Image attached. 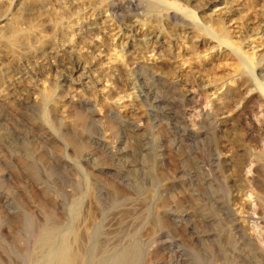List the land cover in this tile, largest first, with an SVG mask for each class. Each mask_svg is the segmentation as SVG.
I'll use <instances>...</instances> for the list:
<instances>
[{
    "label": "rangeland",
    "instance_id": "374dc122",
    "mask_svg": "<svg viewBox=\"0 0 264 264\" xmlns=\"http://www.w3.org/2000/svg\"><path fill=\"white\" fill-rule=\"evenodd\" d=\"M255 153L264 0H0V264H264Z\"/></svg>",
    "mask_w": 264,
    "mask_h": 264
},
{
    "label": "bare ground",
    "instance_id": "6f19581e",
    "mask_svg": "<svg viewBox=\"0 0 264 264\" xmlns=\"http://www.w3.org/2000/svg\"><path fill=\"white\" fill-rule=\"evenodd\" d=\"M35 105V104H34ZM75 116H76V114H75ZM82 118V117H81ZM80 119V118H79ZM84 119V118H83ZM81 120V119H80ZM68 137V136H67ZM70 137V136H69ZM67 142H69L71 145H76L75 143L76 142H74V140L72 139V138H68L67 139ZM74 148V147H73ZM77 149H78V147H77ZM76 149V150H77ZM80 149V148H79ZM78 149V150H79ZM82 149V148H81ZM250 149V148H249ZM247 150L246 149V152H250V150ZM78 152V151H77ZM79 152H80V150H79ZM247 155H248V153H247ZM259 162H263L264 163V153H255V156H254ZM253 158V157H252ZM241 160H242V158L241 157H238L237 158V162H241ZM33 162H34V160H33ZM31 164H32V162H31ZM35 165V164H34ZM237 165H239V164H237ZM237 169V168H236ZM150 195V194H149ZM152 195V194H151ZM150 195V196H151ZM147 198V197H146ZM145 199V198H144ZM145 201V200H144ZM124 218V217H123ZM90 219H91V217H90ZM157 220V219H156ZM89 226V225H88ZM86 227L85 228V232H86V235L87 234H89L88 236H90L91 234H92V229L90 228V226L89 227ZM155 226V225H154ZM85 227V226H84ZM50 230H51V233L49 232V234H40L39 236H38V238H37V245L36 246H38V248H40V250L42 249H44V248H46V247H50V246H54L53 248L55 249V243L56 242H58V241H56V239H54V237H55V235L57 234V236L59 237V232H60V230H61V228L58 226V225H56V224H53V225H50ZM96 228V227H95ZM157 228V227H156ZM94 229V228H93ZM49 230V231H50ZM52 234V235H51ZM57 238V237H56ZM99 238V237H98ZM104 238V237H103ZM57 239H59V238H57ZM106 239V238H105ZM67 240H69V239H67V237L65 236V237H63L62 238V241L60 242L61 243V245H59L58 246V249H55V254H54V257L53 258H51L50 260H48V262H47V264H86L87 263V258H86V256H85V252L87 251V250H85V246L83 245V246H81V247H79L78 249H75V250H71L70 249V246L68 245L69 243H68V241ZM83 240V239H82ZM72 242H80V237H79V235H78V233H77V235L74 233V235H73V240H72ZM231 242V241H230ZM88 243V242H87ZM71 245V244H70ZM81 245V244H80ZM101 246V245H100ZM98 247V246H97ZM39 250V251H40ZM49 250V249H48ZM47 250V251H48ZM136 250V249H135ZM46 251V250H45ZM51 251V250H50ZM134 251V250H133ZM129 252V254H125V256L124 257H126V263L125 264H134L135 263V261L136 262H138L137 261V258H139L140 257V255H139V250H138V252ZM36 252H38V251H36ZM41 252V251H40ZM48 253V252H47ZM54 253V252H53ZM34 254V253H33ZM249 254V253H248ZM258 254V253H257ZM38 255L39 254H36V256H35V259L33 260V262H32V264H41L39 261H38ZM47 255V254H46ZM53 256V255H52ZM42 257H45L44 255L42 256ZM47 257V256H46ZM48 257H50V256H48ZM124 257H122V259L124 258ZM43 260H44V258H42ZM48 259V258H47ZM46 259V260H47ZM101 259V258H100ZM43 260H42V262H43ZM124 260V259H123ZM123 260H122V262H123ZM139 260V259H138ZM104 261V260H103ZM121 262V263H122ZM44 263H45V261H44ZM118 263V262H117ZM136 264V263H135ZM144 264V263H143Z\"/></svg>",
    "mask_w": 264,
    "mask_h": 264
}]
</instances>
